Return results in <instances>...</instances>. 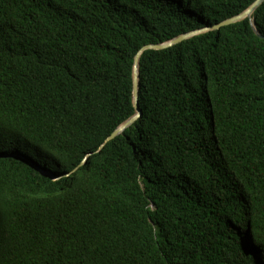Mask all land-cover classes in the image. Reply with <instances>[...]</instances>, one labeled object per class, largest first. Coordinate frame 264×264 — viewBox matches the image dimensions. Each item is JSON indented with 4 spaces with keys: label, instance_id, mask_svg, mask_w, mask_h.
<instances>
[{
    "label": "trees",
    "instance_id": "trees-1",
    "mask_svg": "<svg viewBox=\"0 0 264 264\" xmlns=\"http://www.w3.org/2000/svg\"><path fill=\"white\" fill-rule=\"evenodd\" d=\"M254 1L0 0V264H264Z\"/></svg>",
    "mask_w": 264,
    "mask_h": 264
},
{
    "label": "water",
    "instance_id": "water-1",
    "mask_svg": "<svg viewBox=\"0 0 264 264\" xmlns=\"http://www.w3.org/2000/svg\"><path fill=\"white\" fill-rule=\"evenodd\" d=\"M264 0H255L246 10H244L243 12L232 16L226 20L221 21L218 24H215L212 27H202L196 30H192L188 33L185 34H181L167 42H163V43H159V44H146L144 45L140 52L137 53L136 57H135V67H134V75H133V98H134V106L136 109V113L131 116L130 118H128L126 121H124L121 125H119L104 141V143L100 146V148H102L106 142H108L109 140H112L115 136L121 134L128 126H130L135 120L136 118H138L141 115V111L138 107V68H137V63H138V57L139 54L147 49H155V50H160V49H164L167 47H170L186 38H189L193 35H196L198 33L204 32L206 30L209 29H216L221 27L222 25H227L236 21H239L245 17H250L251 14L253 13V11L263 2ZM262 37V35H260ZM136 70V71H135Z\"/></svg>",
    "mask_w": 264,
    "mask_h": 264
},
{
    "label": "bare ground",
    "instance_id": "bare-ground-1",
    "mask_svg": "<svg viewBox=\"0 0 264 264\" xmlns=\"http://www.w3.org/2000/svg\"><path fill=\"white\" fill-rule=\"evenodd\" d=\"M136 71V70H135Z\"/></svg>",
    "mask_w": 264,
    "mask_h": 264
}]
</instances>
